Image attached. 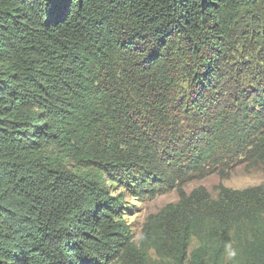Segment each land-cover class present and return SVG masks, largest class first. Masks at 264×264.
I'll return each instance as SVG.
<instances>
[{"label":"trees","instance_id":"16d2710c","mask_svg":"<svg viewBox=\"0 0 264 264\" xmlns=\"http://www.w3.org/2000/svg\"><path fill=\"white\" fill-rule=\"evenodd\" d=\"M241 164L264 0H0V264H264V185L184 187ZM171 189L134 240L125 192Z\"/></svg>","mask_w":264,"mask_h":264},{"label":"rangeland","instance_id":"374dc122","mask_svg":"<svg viewBox=\"0 0 264 264\" xmlns=\"http://www.w3.org/2000/svg\"><path fill=\"white\" fill-rule=\"evenodd\" d=\"M247 41H248L247 43L249 44L250 41L249 40ZM249 50L250 49L248 47L247 49L244 47V52H246L247 54L245 55L244 60H248V59L250 60L251 58L252 59L256 58L255 54H253ZM69 164H70L69 166L72 169H74V171L78 173L85 172V170L78 169L76 166L71 165L72 164L71 162H69ZM108 184L109 182H107V185ZM219 184H223L226 187H230L234 189H242L251 186L264 185V171L260 169H247L243 164H241L236 166L225 177H221L217 173H212L203 178L192 179L191 181H188L184 185V187L187 191H189L194 187L202 186L206 188L213 197H215L217 194V186ZM119 190L122 191L123 188H120ZM112 194H116V192ZM177 197H178L177 192L174 189L173 190L171 189L163 193H157L151 197L147 196L144 197L143 199H138L125 192L123 196V204L126 206V208L129 211L126 212L124 218L131 226V229L134 233V240H137L140 234V229L142 227L143 222L146 220L147 215L149 213L156 212L166 203L176 201ZM196 244H197L196 240L192 238L189 251H191L196 246ZM151 255L152 257H154L153 252L151 253Z\"/></svg>","mask_w":264,"mask_h":264}]
</instances>
